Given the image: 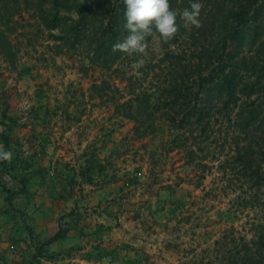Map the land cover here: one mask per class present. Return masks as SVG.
Wrapping results in <instances>:
<instances>
[{
    "label": "rangeland",
    "instance_id": "1",
    "mask_svg": "<svg viewBox=\"0 0 264 264\" xmlns=\"http://www.w3.org/2000/svg\"><path fill=\"white\" fill-rule=\"evenodd\" d=\"M37 1L0 3V134L9 141L0 145L13 153L11 163L0 162V190L12 192L9 203L3 191L0 211H15L27 229L28 214L52 196L60 239L72 226L77 242L50 252L49 239L31 231L16 245L21 252L10 247L15 237L0 246V264H218L215 241L245 222L233 195L211 192L218 170L194 187L181 151L135 141L131 123L107 104L118 97L112 86L94 88L101 74L70 52L56 56L58 43L33 11ZM223 186L227 192V179Z\"/></svg>",
    "mask_w": 264,
    "mask_h": 264
},
{
    "label": "trees",
    "instance_id": "2",
    "mask_svg": "<svg viewBox=\"0 0 264 264\" xmlns=\"http://www.w3.org/2000/svg\"><path fill=\"white\" fill-rule=\"evenodd\" d=\"M192 2L202 4L198 29L186 27L182 19ZM169 3L177 12L174 39L148 37L146 52L131 57L112 52V45L129 34L123 0H38L32 5L43 33L58 43L56 56L70 52L79 63L87 61L83 66L103 77L94 88L112 86L118 97L107 104L131 123L135 141H157L158 147L181 151L193 170L188 181L194 187H204L218 170L220 184L211 192L233 195L230 205L245 219L242 227L225 229L215 241L218 264H264V0ZM140 59L144 66L137 70L132 65ZM0 141L7 147L5 135ZM3 191L11 203L12 192ZM61 237L59 228L48 245Z\"/></svg>",
    "mask_w": 264,
    "mask_h": 264
},
{
    "label": "clouds",
    "instance_id": "3",
    "mask_svg": "<svg viewBox=\"0 0 264 264\" xmlns=\"http://www.w3.org/2000/svg\"><path fill=\"white\" fill-rule=\"evenodd\" d=\"M126 5L124 28L129 33L122 41L112 45V52H121L131 57L134 54L143 55L148 48V37L158 34L164 41L174 39L178 33L177 12L171 9L169 0H123ZM202 4L190 3V9L182 12L185 26H202L200 13ZM133 68L140 69L144 60L135 62ZM13 153L0 145V162L11 163Z\"/></svg>",
    "mask_w": 264,
    "mask_h": 264
},
{
    "label": "crops",
    "instance_id": "4",
    "mask_svg": "<svg viewBox=\"0 0 264 264\" xmlns=\"http://www.w3.org/2000/svg\"><path fill=\"white\" fill-rule=\"evenodd\" d=\"M3 197L4 193L2 190H0V207H2V204L4 203ZM58 204V199H54L52 198V196H44V198L42 197L41 201L38 203L37 207L39 210L36 211L35 217L31 214H28L29 219L26 221V226H29L33 233V236L36 237L38 241H47L48 239H51L58 231V223H56V220L59 218V215L61 213L57 210ZM14 209L17 210L16 208ZM13 214L17 216V213L15 211L11 213H4L0 211V246H7L8 240H12V238L15 237L16 240L12 245H10V247L17 250V252H21V250L18 249L16 245L23 244V241H29L28 233L25 225L23 226L16 223L17 219L13 217ZM44 220L46 221L45 223ZM68 229L70 230L66 233V236L64 238L50 243L48 246H46V249L51 252L57 251V249L70 248L73 245H76L77 240L74 239L71 235V233L73 232L72 226H69Z\"/></svg>",
    "mask_w": 264,
    "mask_h": 264
}]
</instances>
